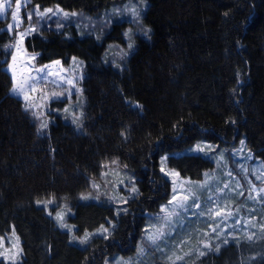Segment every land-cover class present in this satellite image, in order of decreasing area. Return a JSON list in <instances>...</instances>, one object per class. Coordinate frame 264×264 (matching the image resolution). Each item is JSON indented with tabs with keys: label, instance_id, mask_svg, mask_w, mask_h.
Listing matches in <instances>:
<instances>
[{
	"label": "trees",
	"instance_id": "obj_1",
	"mask_svg": "<svg viewBox=\"0 0 264 264\" xmlns=\"http://www.w3.org/2000/svg\"><path fill=\"white\" fill-rule=\"evenodd\" d=\"M123 1L30 0L42 9L59 5L90 14ZM146 1L143 24L151 29L150 38H136L123 71L101 57L109 42L122 43L125 23L113 26L102 44L79 35L71 24L63 29L70 38L50 31L25 39L28 52L41 53L37 63L60 59L66 65L73 56L84 61L82 131L56 117L39 135L21 99L10 94L11 77L0 54V235L15 227L23 249L18 264H103L105 257L130 254L145 214L169 195V183L159 173L165 153L150 151L158 137L177 156L170 166L192 180H199L212 161L176 153L201 140L222 148L244 138L264 163V0ZM10 38L0 32V53ZM51 106L63 108L64 102ZM230 119L235 124L226 123ZM177 122L183 134L173 138ZM125 130L127 139L120 135ZM112 158L128 166L142 193L118 221L113 206L78 199L99 163ZM47 194L72 206L69 222L78 228L76 234L93 231L109 218L117 223L113 236L94 238L86 246L72 243L36 205ZM201 261L264 264V240L229 242L195 264Z\"/></svg>",
	"mask_w": 264,
	"mask_h": 264
},
{
	"label": "snow or ice",
	"instance_id": "obj_2",
	"mask_svg": "<svg viewBox=\"0 0 264 264\" xmlns=\"http://www.w3.org/2000/svg\"><path fill=\"white\" fill-rule=\"evenodd\" d=\"M6 8L10 9L11 4L8 0H0V15L5 14ZM146 8V0H139V3H137V0H129V3L123 7L114 6L110 13L105 12V19L99 31H97L95 24H92L90 27L84 26L83 29L80 24H76L77 33L81 36H94L95 41L102 44L108 30L113 26H122L124 23L130 25L121 33L122 42L125 47L109 44L105 49V54L101 57L105 65L123 71L126 58L137 48L136 38L141 35L145 38H150L151 29L141 26ZM20 12L21 2L20 0H16L15 10L11 12L13 23L7 25V32L13 34L15 42L3 45V51L0 53L4 56L3 63L7 65L5 71L11 74L10 94L21 98L23 100L22 107L24 111L30 112L32 117L39 122L37 129L39 135H43V130L47 129L52 122V113H63L65 120L70 118L71 124L78 131H82L84 112L82 110L83 101L80 97L83 95V89L78 85L85 76L84 61L73 56L70 69H65L60 59H55L50 63L38 66L37 60L41 53L33 51L29 54L25 48V39L33 33H38L42 30L43 24L41 22L48 24L49 27L51 26V22H54L56 31L70 38L71 34L64 33L63 29L72 23V18L78 17L80 14L75 11L66 12L59 5H56L54 8H44L41 11L40 5H36L33 10L27 13L29 21L33 18V12L38 17L36 26H29L20 31L19 29L23 23ZM225 15L228 14L225 13ZM54 17L57 18L55 21H53ZM0 31L4 30L0 29ZM113 47L119 48V51L116 53L119 57V62L115 58H109V53ZM237 75L239 77V73ZM49 85L53 90L49 91ZM74 96L77 97L75 101H73ZM65 99L68 102L62 109L51 107V104L63 103ZM133 107L140 108L141 106L135 104ZM77 108L81 110L77 111ZM226 123L235 124V121L230 119ZM172 129L173 138H178L183 134L180 122L173 124ZM120 135L127 139V130L121 131ZM240 143L244 145L245 141L241 140ZM150 151L165 153L159 159V173L162 179L167 178L171 183V191L167 202L159 206V214L154 218L156 223L149 224L142 229L144 235L140 244L137 245V257L144 256L147 248H154L157 252L164 255L167 264H181L187 256L192 254V250L189 249V251L181 255L176 249H183L184 245L191 238L190 234L185 239L175 243L171 254H166L164 249L160 248V242H166L171 237L173 231H175L174 225L179 224V226H183L184 213L193 209L194 216L207 215L208 220L211 221L207 226L211 230V233H214L217 237L224 231L221 225L229 227L226 222L234 216L231 202L221 206L219 203L220 197L213 195H209L205 201L201 202V197L196 191L197 189L204 190L211 188L212 183L216 180V169H220L222 165H226L227 163L226 153L220 150L218 146L206 141L201 140L196 142L183 155L212 160L216 165V169L203 172V179L193 181L191 178H183L177 168L170 166L169 162L177 159V156L168 153L163 148V137H158L157 142L152 145ZM237 152H242V149L233 150L232 156L235 157ZM252 158L250 152L245 157L246 160H251ZM233 162L235 163V160ZM127 167V165H124V170H121L118 158L106 159L100 162L99 176L104 181V184L90 180L88 189L81 192L78 199L80 201H96L101 205L108 204L110 207L114 205L112 216L115 218V221H118L122 215L127 216L129 213L127 206L142 194L138 187L139 181L134 174H129L125 171ZM244 171L247 172V169L245 168ZM110 175L114 176L115 179L109 180L108 177ZM226 175L230 178L229 181L223 184L222 189L217 186L216 191L222 192L228 189L235 192L238 196H244L242 185L238 182L236 188L233 189L230 186L231 180L234 179L232 171L228 170ZM253 175H255L256 180L264 182V163L253 169ZM247 183L250 192L255 193V195H249L248 199L255 200L257 197H264V187L257 188L251 180H248ZM106 185L111 187V192L102 190ZM56 201L57 197L55 194H47L46 198L37 199L36 204L38 207H42V210L56 222L60 229L65 230L69 234L71 241L77 242L81 246H86L94 238L109 240L113 236L117 223L109 218H106L105 223H101L94 231L85 229L83 234L77 235L78 228L67 222V218L74 215L72 206L68 203L57 204ZM53 205L58 209L54 215L53 211L50 210V206ZM205 205H207L206 210ZM240 223L239 219L235 220L236 225ZM106 224L107 226H105ZM261 228L264 230V225H261ZM203 235L209 237V232L205 231ZM252 238V235L247 237L249 241ZM223 243L228 244V240H224ZM199 244L201 247L196 249L197 259L207 255V252L201 250V248L207 251L213 250L210 239L201 240ZM215 250L217 252L220 250L219 244L215 246ZM22 254L23 249L20 247V238L13 226L10 234L0 235V259L4 261V264H18ZM252 259L255 260L256 257H252ZM105 264H132V262L131 260L125 261L122 258L105 257ZM193 264H195V261H193Z\"/></svg>",
	"mask_w": 264,
	"mask_h": 264
},
{
	"label": "rangeland",
	"instance_id": "obj_3",
	"mask_svg": "<svg viewBox=\"0 0 264 264\" xmlns=\"http://www.w3.org/2000/svg\"><path fill=\"white\" fill-rule=\"evenodd\" d=\"M8 2L11 4V8L10 9L6 8L5 14L0 15V29H3L6 32H7V25L10 23H13L12 18H11V12L13 10H15V6H16V0H8ZM20 2H21L20 16L23 20V23H22L19 30L23 31L24 29L28 28L29 26H36L38 17L33 12V18L31 21H29L27 18V13L29 11L33 10L36 7V5L31 4L30 0H20ZM127 3H129V0H125V1L120 2V3L112 4L107 9H104L98 13H95V14H90V13H87L84 11H75V12H78L80 15L78 17L72 18L71 25L76 27V24H80L81 28L83 29L84 26L90 27L92 24H95L97 26V31H99L102 24H103V21L105 19V12L107 11L110 13L114 6L123 7ZM137 3H139V0H137ZM146 3H147V1H146ZM147 6H148V3H147ZM51 7L54 8L55 6H51ZM47 8H49V7H47ZM40 10L42 11L43 9L40 8ZM64 11H66V10H64ZM66 12L70 13L73 11H66ZM55 19H57V18L54 17L53 21H55ZM1 23H3V24H1ZM41 23L43 24L42 30L38 33H33V34L41 35L42 33H49L50 31H56V25L54 22H51L50 27L48 24H45L43 22H41ZM125 24H126L125 29L130 26L127 23H125ZM141 26L142 27L144 26L143 22H142ZM0 32H2V31H0ZM8 35L11 38L7 44H13L15 42V38H14L13 34L8 33ZM140 37L147 39V38L143 37L142 35ZM109 44L119 45L120 47H125L123 42L122 43L109 42L106 45V48ZM118 51H119V48L113 47V49H111V51L109 53V58L110 59L115 58L119 62V57L116 55V53ZM28 53L30 54L31 52H28ZM9 59H10V57H9ZM50 62L37 63V65L39 66L42 64L50 63ZM71 63H72V60L66 65L63 64L64 68L70 69ZM6 68H7V65L5 66V69ZM9 75L11 77L10 73H9ZM83 80L78 85L82 89H83V84H82ZM48 88H49V91L53 90L50 85L48 86ZM76 99H77V97L74 96L73 101H75ZM80 99L83 101V105H84V100H85L84 94L82 95V97H80ZM21 101L23 102L22 99H21ZM67 102L68 101L65 99L64 105ZM55 108H61L62 109V107H60V106L59 107L57 106ZM80 110H81L80 108H77V111H80ZM82 110H83V108H82ZM63 116H64L63 113H59V114L52 113V122L51 123L55 122L56 117H60L63 120H65L63 118ZM34 121H35V123L37 125V129H38L39 122L35 119H34ZM66 122L71 123L70 118L68 120H66ZM82 122H83V118H82ZM47 130H48V128L43 130V134H45L47 132ZM241 140L245 141L244 138H240L239 141L236 144H234L233 146L222 147V148L218 146L220 150L225 151L227 163H226V165H222V167L220 169H216V165H215L214 161L211 160L213 163L212 167L207 171H211L213 169H216V171H215L216 180L212 183L210 189H204V190L197 189L196 190L197 193L201 197V202L205 201L209 195L219 196L220 197L219 203L221 206L231 202V207H232V210L234 212V216H233V218H230L226 222L229 227H225V225L222 224L221 227L224 228V231L220 234L219 237H217L214 233H211V230L207 226L208 223L211 222L208 220L207 215H205V216H194L193 215L194 210L190 209L189 211H187L186 213L183 214V221H184L183 226L181 227V226H179V224L174 225L175 231H173L171 237H169L166 242H160V248L164 249V252L166 254H171V251L174 250L175 243H177L179 240L185 239L190 234L191 238L189 239V242L186 245H184L183 249L182 250L176 249V251L181 255H183L184 252L189 251V249L192 250V254L187 256L185 258V261L181 262V264H193V261L196 262L198 260L196 249L201 247V245L199 244V241H201V240H208V239L211 240L212 248H213L212 251H207L206 249L201 248V250H204L207 253L217 252L215 250V246L217 244H219L220 247L226 245L223 243L224 240H228V243L234 242V241H240V240L249 241L247 239V237L249 235H252V237H253L251 241L264 240V230H262V228H261V225H264V197H257L255 200L248 199L249 195H255V193L250 192L249 185L247 183L248 180H251L253 182V184H255L257 186V188L264 187V182L256 180L255 175H253V169L257 168L261 163H263V161L260 158L255 157L254 153L248 148L246 142L244 143V145H241V143H240ZM195 143L187 146L182 151L176 153V155H183ZM212 145H215V144H212ZM238 149H242V152H237V155L235 157H233L232 156L233 150H238ZM249 152L252 154L253 158L251 160H246L245 157H247ZM233 160H235V163L233 162ZM241 165H243V167H241ZM123 166L124 165L120 164L121 170H124ZM245 168L247 169V172L244 171ZM228 170L232 171V176L234 177V179L231 180V185H230L231 188H233V189L236 188V184L238 182L240 185H242V190L244 191V196H238L235 192L230 191L228 189H225L222 192L216 191L217 186L222 189L223 184L225 182L229 181L230 178L226 175V172ZM125 171H127L129 174H132L127 169ZM99 173H100V169L94 176L89 177L87 179H89V181L95 180V182H97V183L104 184V181L100 179ZM257 174H259V173L257 172ZM183 178H187V177H183ZM108 179L114 180L115 177L110 175L108 177ZM164 179L169 183V186H170L169 195H170L171 183L167 180V178H164ZM200 179H203V176ZM193 181H197V180H193ZM102 190H107L109 192L112 191L111 187H108L107 185L105 186V188H102ZM169 195H168L167 199L169 198ZM167 199L165 200L164 203L167 202ZM61 200H63V199H61ZM83 202L97 203L96 201H91V200L90 201H83ZM56 203L57 204H64V203H68V202H65L64 200L63 201L57 200ZM113 207H115V206L113 205ZM206 208H207V205H205V210H206ZM237 209H238V211H237ZM50 210L53 211V215H54L55 211L58 209L55 207V205H53V206H50ZM158 214H159V207L154 212L145 214L144 222L142 224V229H144L149 224L156 223V220L154 218ZM69 217H71V216H69ZM69 217L67 218V222L70 225H73L71 222H69ZM236 219H239L241 221V223L236 225L235 224ZM54 223L57 226L55 221H54ZM105 226H107V224ZM142 229L140 232V236L135 243L134 250L132 252H130V254L123 255V254L117 253L111 257L122 258L125 261L131 260L132 264H167V262L164 258V255H162L160 252H157L154 248H147L146 254L144 256H141L139 258L137 257V245L140 244L141 239L144 235V233L142 232ZM11 230H10V232H11ZM63 231H65V230H63ZM205 231L209 232V237H205L203 235V232H205ZM10 232H8L5 235L10 234ZM77 235H81V234H77ZM69 238H70V236H69ZM71 242L76 244V245H79L77 242H73V241H71ZM79 246H81V245H79ZM20 247H21V243H20ZM21 258H22V255L20 257L19 262L21 261ZM0 260H2V259H0ZM103 264H105V261Z\"/></svg>",
	"mask_w": 264,
	"mask_h": 264
}]
</instances>
